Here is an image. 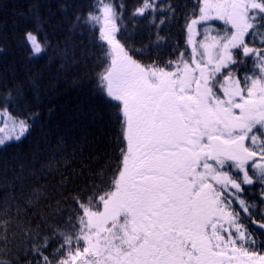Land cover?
Segmentation results:
<instances>
[{
	"label": "snow or ice",
	"instance_id": "obj_1",
	"mask_svg": "<svg viewBox=\"0 0 264 264\" xmlns=\"http://www.w3.org/2000/svg\"><path fill=\"white\" fill-rule=\"evenodd\" d=\"M124 11L115 0H96L86 17L66 19L71 33L97 28L78 45L53 47L41 37L38 17L24 33L29 57L52 49L57 72L105 65L96 91L118 110L116 164L48 205L50 211L35 213V228L25 227L28 213L49 194L45 185L25 188L59 170L62 141L38 169L33 164L25 174L21 166L0 201V264H19L20 251L39 257L35 264H264V0H195L185 21L190 58L182 50L176 59L157 55L150 63L134 54L159 53L167 38L157 32L141 49L122 42ZM146 15L160 17L159 30L177 12L162 0H140L129 18ZM216 21L223 22L219 30ZM29 80L38 92L39 76ZM26 91L17 85L0 94V146L32 131L37 114L27 108ZM22 105L29 115H14ZM68 182L62 179L61 188ZM256 185L259 199L249 201L245 194Z\"/></svg>",
	"mask_w": 264,
	"mask_h": 264
},
{
	"label": "trees",
	"instance_id": "obj_2",
	"mask_svg": "<svg viewBox=\"0 0 264 264\" xmlns=\"http://www.w3.org/2000/svg\"><path fill=\"white\" fill-rule=\"evenodd\" d=\"M95 2L96 0H0V94L23 85L27 90V108L37 114L30 134L20 142L11 141L0 146V201L8 193L4 187L5 182H12L21 166L24 167L25 174L32 170L33 164L38 169L54 155L57 141H62L63 144V150L55 153L59 170L52 171L51 174L43 173L42 179L33 178L27 182L25 192L34 184L45 185L49 199L29 211L32 222L25 227L35 228V213L50 211L48 205L54 208L58 200L69 197L74 187H83L89 177L110 161L115 169L112 142L119 129L115 119L118 110L107 102L104 95L96 91L95 76L105 65L97 67L89 62L87 67L81 64L57 72L60 60L53 57L50 61L52 49L48 50L46 58L42 56L33 59L28 56L23 41L24 33L36 26L38 17L42 28L41 37L47 35L53 47L57 43L61 48L66 42L74 45L87 43L89 32L97 31V28L89 24L85 29H77L75 33H71L64 21L74 19L77 15L83 17L84 9ZM139 2L140 0H115L117 5L125 6L126 33L121 36L122 42L141 49L155 41L159 32L160 36L167 38V47L159 53L153 49L150 57L134 54V58L142 63H150L157 55L161 61L168 60L165 56L176 59L180 51L188 48L184 38L186 12H191L195 0H162L164 4L171 3L176 8L177 17L166 22L159 30L155 27V24L160 23L159 16L129 18ZM153 19L154 23H150ZM81 31L83 35L80 34ZM128 35L131 38L125 41V36ZM173 49L176 50L175 53ZM35 76H39L38 92L31 90L29 80ZM23 107L22 105L21 108ZM19 112L21 109L13 110L14 115ZM65 177L69 178V182L66 188H61V180ZM16 188V195L19 196V185ZM259 190L257 186L253 187V194L248 196V200H258ZM62 207L66 205L62 204ZM55 247L56 245H52L44 254L49 255ZM36 259L39 257L34 258L23 251L19 253V264H29V261L35 264Z\"/></svg>",
	"mask_w": 264,
	"mask_h": 264
},
{
	"label": "rangeland",
	"instance_id": "obj_3",
	"mask_svg": "<svg viewBox=\"0 0 264 264\" xmlns=\"http://www.w3.org/2000/svg\"><path fill=\"white\" fill-rule=\"evenodd\" d=\"M213 27L214 28H216L217 30H219V29H221L222 27H223V22L222 21H216V22H214V24H213ZM197 32L198 33H203V27H197ZM213 35H215V32L213 33ZM199 39H203V35H200L199 36ZM188 53V56L186 57V58H190V56H191V51H189V52H187ZM168 60H170V57H168V56H165ZM249 66H250V62H249ZM225 74H227V73H225ZM221 79H222V77H221ZM0 127H3V124L2 123H0ZM9 128H11V124L9 123ZM7 142H9V141H6V143Z\"/></svg>",
	"mask_w": 264,
	"mask_h": 264
},
{
	"label": "bare ground",
	"instance_id": "obj_4",
	"mask_svg": "<svg viewBox=\"0 0 264 264\" xmlns=\"http://www.w3.org/2000/svg\"><path fill=\"white\" fill-rule=\"evenodd\" d=\"M65 0H60V2H64ZM93 1V0H92ZM92 5H94L93 3H91V6ZM91 11V7H88V8H85L84 9V14H83V17H86L87 16V14L89 13ZM30 24H33V22L31 23L30 22ZM24 36V35H23ZM25 48L27 49V52H28V48H27V45L25 44ZM28 56H29V52H28ZM48 56V54H46V55H44L43 56V58H46ZM21 109V111H23V108H20ZM31 112H35V111H33V110H30ZM27 112V113H26ZM28 112L29 111H23V115L24 116H27L28 115ZM34 124V123H33Z\"/></svg>",
	"mask_w": 264,
	"mask_h": 264
}]
</instances>
